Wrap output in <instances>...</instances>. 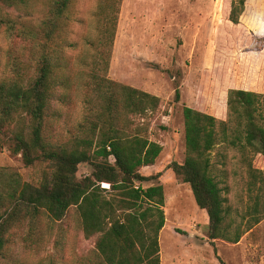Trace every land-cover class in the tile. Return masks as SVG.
<instances>
[{
  "label": "rangeland",
  "instance_id": "374dc122",
  "mask_svg": "<svg viewBox=\"0 0 264 264\" xmlns=\"http://www.w3.org/2000/svg\"><path fill=\"white\" fill-rule=\"evenodd\" d=\"M232 1L122 0L109 45L110 36L104 31L111 23L104 18L101 0H74L57 21L60 30L54 45L59 47L61 63L67 65L58 73H66L72 83L55 88L48 109V133L54 140L69 139L85 122V101L91 92L86 83L94 72L161 98L157 111L146 120H136L147 121V136L163 146L155 164L141 169L144 175L163 173L143 184H162L165 191L161 264H264V216L238 243L211 239L207 213L197 205L190 185L168 168L186 157L184 106L227 121L229 91L251 90L262 95L264 123V0H246L237 24L229 19ZM28 6L2 7V12L18 24L38 29L48 3L30 0ZM24 43L21 38L10 39L5 27L0 29L3 72L13 74L11 52L19 53ZM28 72L32 74L33 68ZM253 154L251 147L225 142L211 154L212 173L231 207L230 216L239 222L251 203L247 162ZM254 164L264 177V157ZM0 167L15 168L23 181L38 185L49 164L37 160L27 165L21 154L14 156L5 148L0 152ZM92 171L91 165L82 164L77 176ZM94 247L95 237L85 238L71 209L61 221L42 216L14 227L0 252V264H82Z\"/></svg>",
  "mask_w": 264,
  "mask_h": 264
},
{
  "label": "trees",
  "instance_id": "16d2710c",
  "mask_svg": "<svg viewBox=\"0 0 264 264\" xmlns=\"http://www.w3.org/2000/svg\"><path fill=\"white\" fill-rule=\"evenodd\" d=\"M46 1L47 16L33 29L2 12V7H29L30 0H0V29L5 27L10 39L26 42L19 53L11 52L13 74L2 70L0 47V152L7 148L14 156L21 154L27 165L37 160L49 164L38 185L23 181L15 168L0 167V252L14 227L42 216L61 221L73 209L85 238L95 237L94 250L82 264H161L165 191L162 184H143L163 173L144 175L141 169L155 164L163 146L147 136V121H136L157 111L161 98L94 72L86 83L91 92L85 101V122L69 139L54 140L48 133V109L55 88L72 83L66 73H58L67 65L61 63L54 40L60 30L57 21L74 0ZM121 3L101 0L104 18L111 23L104 31L110 36L108 45L113 42ZM245 4L246 0L232 1L233 23H239ZM261 97L255 91L231 89L227 121L190 106L183 108L186 157L168 168L190 185L197 205L207 213L211 239L238 243L264 216V177L254 164L264 157ZM220 142L251 147L254 152L247 162L251 203L240 222L230 216L231 207L212 173L211 154ZM82 164L91 165L93 171L78 178Z\"/></svg>",
  "mask_w": 264,
  "mask_h": 264
},
{
  "label": "bare ground",
  "instance_id": "6f19581e",
  "mask_svg": "<svg viewBox=\"0 0 264 264\" xmlns=\"http://www.w3.org/2000/svg\"><path fill=\"white\" fill-rule=\"evenodd\" d=\"M167 223V222H166Z\"/></svg>",
  "mask_w": 264,
  "mask_h": 264
}]
</instances>
